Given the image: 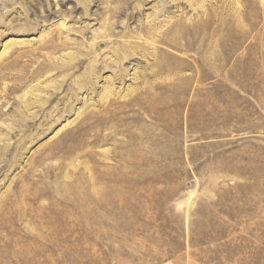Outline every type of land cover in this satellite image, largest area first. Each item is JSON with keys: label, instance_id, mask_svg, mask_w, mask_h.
I'll use <instances>...</instances> for the list:
<instances>
[{"label": "rangeland", "instance_id": "rangeland-1", "mask_svg": "<svg viewBox=\"0 0 264 264\" xmlns=\"http://www.w3.org/2000/svg\"><path fill=\"white\" fill-rule=\"evenodd\" d=\"M0 264H264V0H0Z\"/></svg>", "mask_w": 264, "mask_h": 264}]
</instances>
